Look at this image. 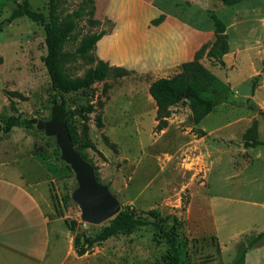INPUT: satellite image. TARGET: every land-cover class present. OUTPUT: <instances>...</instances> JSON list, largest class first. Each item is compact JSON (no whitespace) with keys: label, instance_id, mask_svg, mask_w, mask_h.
I'll return each instance as SVG.
<instances>
[{"label":"rangeland","instance_id":"rangeland-1","mask_svg":"<svg viewBox=\"0 0 264 264\" xmlns=\"http://www.w3.org/2000/svg\"><path fill=\"white\" fill-rule=\"evenodd\" d=\"M49 1L28 3L47 16ZM21 2L0 0V124L11 114L35 118V124L0 131V240L30 255L23 264L38 259L42 264H166L169 248L153 224L116 233L76 254L73 238L92 235L106 222L81 221L71 199L74 173L60 158L55 138L36 127L50 118L54 91L42 61V26L26 16L6 22ZM80 2L58 0L57 8L69 13ZM87 10L64 49L73 50L84 34L102 30L92 50L95 60L128 71L65 95L66 108L77 111L69 121L75 145L99 182L108 185L120 209L132 207L137 216L174 229L180 264H229L241 253V264H264L263 242L245 250L250 238L264 231V0H93L92 16ZM211 11L224 22L229 43L223 63L200 58L216 78L202 96L215 105L194 121L188 101L181 100L171 106L167 126L156 131L148 85L177 72L214 40ZM159 16L162 20L153 23ZM88 65L77 59L66 69L75 77ZM6 90L23 95L12 97L17 111ZM87 103L95 106L87 113L92 146L81 132V107ZM98 113L102 126L95 121ZM253 140L259 143L252 145ZM27 183L40 185L50 216L57 218L48 234L28 198L15 195L13 187ZM151 209L158 217L147 213ZM2 260L14 263L0 249Z\"/></svg>","mask_w":264,"mask_h":264},{"label":"trees","instance_id":"trees-1","mask_svg":"<svg viewBox=\"0 0 264 264\" xmlns=\"http://www.w3.org/2000/svg\"><path fill=\"white\" fill-rule=\"evenodd\" d=\"M237 0H223L226 4H232ZM58 0L49 1L48 15L32 9L28 0H22L12 9L6 18L10 22L15 18L26 16L31 21L39 23L44 31V43L46 53L42 58L43 64L47 70L50 85L54 93L50 103L49 117L57 120H63L70 136L71 143L79 151L76 144L73 127L70 124L73 110L66 108L65 95L70 92L89 88L96 81L103 80L108 76L122 77L128 71L121 66L110 65L107 61L96 59L92 50L96 42L102 37L104 31L91 32L84 34L73 50H65L64 46L73 31L76 29L78 21L86 12L92 16L93 0H81L76 9L69 13H61L57 8ZM163 16L152 20L153 23L161 21ZM210 19L213 25L214 40L210 44H202L194 53L190 60L183 61L177 72L170 76L158 77L152 80L148 85V94L155 103V130L159 131L167 126L170 108L181 100H187L194 121H199L207 115L214 107L212 99L202 96L214 84L215 76L201 63L200 58L205 55L207 59L223 63L222 57L229 51L228 36L225 31L224 22L216 15L210 12ZM91 22H97L91 20ZM81 59L89 64L82 74L75 77L70 76L66 69L69 62ZM107 89L105 85L104 90ZM9 100V106L17 111V106L12 97L22 98L23 95L16 90H6ZM98 105H102L101 100H97ZM250 108H254L251 104ZM95 110L93 103H87L81 107V116L83 119L81 132L87 146H92L88 134V116ZM97 126H102L100 113L95 116ZM35 124V118H23L19 114H11L6 117L3 124H0V131L8 132L12 127L31 128ZM204 134L203 130H198ZM252 145L259 142L253 140ZM82 155V154H81ZM83 156V155H82ZM84 157V156H83ZM85 158V157H84ZM153 217H158L157 210L151 209L147 212ZM153 224L159 233L164 237L168 245V254L166 264H180L181 249L177 240V234L173 230H165L161 224L153 222L134 213L132 207L120 209L106 224L100 226L92 235L75 236L73 244L75 252L78 255L86 251V247L94 243H99L116 233H130L136 226ZM72 226V225H71ZM264 241V231L254 235L248 241L246 248L254 246L257 242ZM246 252V251H245ZM244 260V253L239 254L229 264H241Z\"/></svg>","mask_w":264,"mask_h":264},{"label":"water","instance_id":"water-1","mask_svg":"<svg viewBox=\"0 0 264 264\" xmlns=\"http://www.w3.org/2000/svg\"><path fill=\"white\" fill-rule=\"evenodd\" d=\"M73 112L77 113L76 110ZM36 127L42 129L45 135L55 138L60 158L74 173L77 186L71 193V199L79 208L81 221L97 225L117 214L120 210L118 199L111 193L107 184L99 182L94 167L71 143L64 121L49 118L37 122Z\"/></svg>","mask_w":264,"mask_h":264},{"label":"crops","instance_id":"crops-1","mask_svg":"<svg viewBox=\"0 0 264 264\" xmlns=\"http://www.w3.org/2000/svg\"><path fill=\"white\" fill-rule=\"evenodd\" d=\"M36 159H38V162L41 163L37 156H36ZM13 188L15 189L16 196L18 197L25 196L28 198V203L31 204V206L37 211V215H38L37 224L40 225V223H42V225L45 226L46 232L48 234L49 224L54 223V221L57 220V218L50 216L51 207L49 204V200H48V197L44 196L40 185L38 183H27L25 185L14 186ZM262 207L264 208V204ZM262 242L264 243V241ZM0 249L6 250L8 252V255L10 256V261L11 260L14 261L13 264H20V263L23 264V262H25L23 258L28 257L29 255L26 252L24 253L20 252L13 246H10L8 243L3 242L1 240H0ZM246 261H247V251L245 252V263ZM2 263L5 264L6 262L2 260ZM31 263L32 264H42V261L39 259L35 261L31 260Z\"/></svg>","mask_w":264,"mask_h":264}]
</instances>
